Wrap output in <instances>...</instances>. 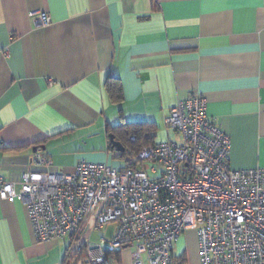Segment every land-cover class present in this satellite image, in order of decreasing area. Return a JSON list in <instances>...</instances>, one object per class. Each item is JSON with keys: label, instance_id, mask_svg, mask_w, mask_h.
Segmentation results:
<instances>
[{"label": "crops", "instance_id": "1", "mask_svg": "<svg viewBox=\"0 0 264 264\" xmlns=\"http://www.w3.org/2000/svg\"><path fill=\"white\" fill-rule=\"evenodd\" d=\"M38 10L48 23L29 15ZM192 95L230 137L229 166L264 167V0H0V178L16 188L28 170L128 165L109 142L122 121L153 122L155 142L178 139L165 118ZM68 243L38 241L26 204L0 197V264H69ZM132 251L112 260L131 264ZM173 253L199 264L182 235Z\"/></svg>", "mask_w": 264, "mask_h": 264}, {"label": "built area", "instance_id": "2", "mask_svg": "<svg viewBox=\"0 0 264 264\" xmlns=\"http://www.w3.org/2000/svg\"><path fill=\"white\" fill-rule=\"evenodd\" d=\"M165 122L179 138L142 146L140 167L82 159L71 173L28 170L18 188L0 178V197L26 204L38 241L68 238L69 264H121L112 257L127 247L131 264H174V242L187 229L199 264H264V167L229 166L230 137L200 95L178 101ZM32 161L51 163L38 152ZM108 225L111 236L93 242Z\"/></svg>", "mask_w": 264, "mask_h": 264}, {"label": "trees", "instance_id": "3", "mask_svg": "<svg viewBox=\"0 0 264 264\" xmlns=\"http://www.w3.org/2000/svg\"><path fill=\"white\" fill-rule=\"evenodd\" d=\"M114 78V76L109 75L106 85L111 97L118 101L122 96L119 87L117 88L116 80H113ZM110 132L124 146V149L119 153L126 158L128 162L126 166L140 167V161L137 157L134 159L133 156L137 155L142 146L155 142L154 123L151 121H122L118 125L110 126ZM132 136L133 138H131ZM174 264H185L184 255L175 256L174 254Z\"/></svg>", "mask_w": 264, "mask_h": 264}, {"label": "rangeland", "instance_id": "4", "mask_svg": "<svg viewBox=\"0 0 264 264\" xmlns=\"http://www.w3.org/2000/svg\"><path fill=\"white\" fill-rule=\"evenodd\" d=\"M115 162H117L118 160L121 162L123 161L122 158H117L114 159ZM148 164L147 161H144V165ZM103 234L102 231H95L94 234L92 233L91 236V240L93 242H97V236ZM182 237L184 236V241H185V245H196V235H195V231L193 229H187L184 232L181 233Z\"/></svg>", "mask_w": 264, "mask_h": 264}, {"label": "water", "instance_id": "5", "mask_svg": "<svg viewBox=\"0 0 264 264\" xmlns=\"http://www.w3.org/2000/svg\"><path fill=\"white\" fill-rule=\"evenodd\" d=\"M109 142H110L111 146L113 148H115L116 150L120 151V150L124 149V146L122 145V143L120 141L116 140L114 138L113 133H111V132L109 133Z\"/></svg>", "mask_w": 264, "mask_h": 264}]
</instances>
